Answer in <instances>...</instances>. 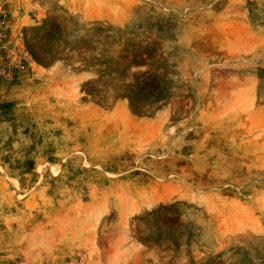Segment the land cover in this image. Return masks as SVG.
Here are the masks:
<instances>
[{"label": "rangeland", "instance_id": "1", "mask_svg": "<svg viewBox=\"0 0 264 264\" xmlns=\"http://www.w3.org/2000/svg\"><path fill=\"white\" fill-rule=\"evenodd\" d=\"M0 264H264V0H0Z\"/></svg>", "mask_w": 264, "mask_h": 264}]
</instances>
